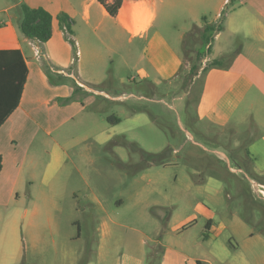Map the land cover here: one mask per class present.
Listing matches in <instances>:
<instances>
[{"label":"rangeland","instance_id":"rangeland-1","mask_svg":"<svg viewBox=\"0 0 264 264\" xmlns=\"http://www.w3.org/2000/svg\"><path fill=\"white\" fill-rule=\"evenodd\" d=\"M13 2L0 0L3 16ZM173 19L175 26L187 22L181 10ZM218 25L205 22L202 29ZM176 46L184 53L181 41ZM208 54V43L190 41L181 68L185 80L176 90L142 89L155 100L99 97L53 132L67 149L60 150L62 168L48 176L38 171L21 196L19 234L26 235L29 249L25 259L9 264H161L170 256L169 264L184 249L211 252L213 264H264V175H247L239 168L246 165L235 160L243 157L250 128L234 131L229 124L203 135L188 123L183 107L186 87ZM111 58L110 79L93 86L128 93L134 82L120 55ZM170 104L178 105L180 115ZM53 147L50 140L43 162ZM5 214L0 206V227ZM188 218L197 221L178 234L174 223ZM210 218L222 229L215 238L205 233ZM204 237L209 240L200 247Z\"/></svg>","mask_w":264,"mask_h":264},{"label":"crops","instance_id":"crops-1","mask_svg":"<svg viewBox=\"0 0 264 264\" xmlns=\"http://www.w3.org/2000/svg\"><path fill=\"white\" fill-rule=\"evenodd\" d=\"M19 3L43 7L52 14L54 32L47 42L38 43L23 34ZM230 3L232 8L223 15ZM177 10L187 21L183 26L174 24ZM3 11L6 15L0 10V51L19 50L28 72L18 106L13 109L12 99L10 104L7 101V69H0V206L6 209L0 227L1 264L27 257L29 248L26 235L19 234L22 215L17 204L38 171L48 176L61 170L60 150L67 149L53 132L79 117L99 97L155 100L142 89L159 92L165 86L167 93L176 90L185 80L181 74L184 53L176 45L178 41L183 44L195 25L203 28L208 22L222 27L214 31L209 54L186 87L189 99L183 107L188 123L203 135L229 124L234 131L241 125L248 126L251 136L243 144V157L235 160L246 165L239 168L247 175H264V0H123L115 16L98 0H14ZM61 15L68 16L71 32L65 30ZM113 54L120 55L129 80L134 82L128 93L112 95L93 86L110 79L107 66ZM0 56L12 61L15 55ZM214 59L218 64L205 69ZM63 78L68 79L63 82ZM197 84H201L198 90ZM9 106L11 112L6 114ZM170 106L179 113L178 105ZM133 112H137L135 104ZM50 140L54 147L45 163L41 153ZM197 144L207 148L203 142ZM202 211L208 213L205 207ZM190 219L184 224L174 223L178 234L186 233L197 221ZM207 224L205 233L214 238L220 235L222 229L213 219ZM208 240L204 237L200 247ZM185 251L172 256L169 264H213L211 252ZM168 261L170 256L161 264Z\"/></svg>","mask_w":264,"mask_h":264},{"label":"trees","instance_id":"trees-1","mask_svg":"<svg viewBox=\"0 0 264 264\" xmlns=\"http://www.w3.org/2000/svg\"><path fill=\"white\" fill-rule=\"evenodd\" d=\"M101 2L106 10L109 12V14L115 16L118 13L119 8L121 7L123 0H113L112 2H107V0H98ZM17 10L19 13V27L23 34L30 38L36 40L38 43H44L47 42L52 36H53V16L52 14L47 11L43 7H31L26 3H19L17 6ZM60 20L63 23L65 30L70 29V22L68 21L67 15H61ZM203 21H206V18H203ZM221 25H218L217 28L210 29L209 27H205V29H202L198 25H195L191 31H189L184 39H183V47H184V53H186L189 50V43L190 41H198L199 39H202L204 42L208 43V47L210 50L209 43L213 38L214 30H220ZM211 34V35H210ZM72 42L75 45V42L72 40ZM4 53H13L14 59L11 60H5L3 58L4 56H0V69H7V101L8 104H10V99L13 101L12 108L15 109L18 106L24 84L26 82L27 78V66L25 64V61L20 53L19 50L9 51V52H1L0 54L4 55ZM200 54V52H199ZM219 62L218 59H214L210 61L207 64L208 67H212L217 65ZM199 68H196L194 75L197 74ZM2 90L4 91V87H2ZM11 112V107L9 106L8 111L6 114H9ZM117 120V118H115ZM3 120V119H2ZM209 224L206 226L208 227ZM20 264H36V263H28L25 261H22ZM78 264H86L85 260H81ZM198 264H200V261H198Z\"/></svg>","mask_w":264,"mask_h":264}]
</instances>
